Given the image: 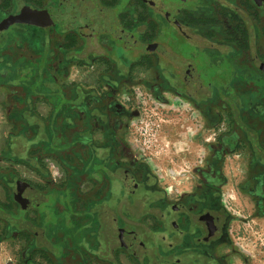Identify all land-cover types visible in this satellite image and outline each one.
<instances>
[{
    "label": "flooded vegetation",
    "instance_id": "flooded-vegetation-1",
    "mask_svg": "<svg viewBox=\"0 0 264 264\" xmlns=\"http://www.w3.org/2000/svg\"><path fill=\"white\" fill-rule=\"evenodd\" d=\"M138 90L192 111L187 180L140 155ZM0 112L5 264H253L264 0H0Z\"/></svg>",
    "mask_w": 264,
    "mask_h": 264
},
{
    "label": "rangeland",
    "instance_id": "rangeland-1",
    "mask_svg": "<svg viewBox=\"0 0 264 264\" xmlns=\"http://www.w3.org/2000/svg\"><path fill=\"white\" fill-rule=\"evenodd\" d=\"M177 39L169 42L170 47L185 53L184 39ZM25 47L30 49L31 46ZM136 98L142 115L134 120L133 132L144 151V158L150 160L160 175L167 163L179 171L189 169L201 152L199 145L191 140L199 127L192 111L184 105L172 107L154 103L142 90L137 91ZM51 224L54 226L55 222ZM234 230L235 234L239 233L236 238L248 251L253 264H264V221L246 226L235 224Z\"/></svg>",
    "mask_w": 264,
    "mask_h": 264
},
{
    "label": "crops",
    "instance_id": "crops-1",
    "mask_svg": "<svg viewBox=\"0 0 264 264\" xmlns=\"http://www.w3.org/2000/svg\"><path fill=\"white\" fill-rule=\"evenodd\" d=\"M38 111L40 112V114L42 115V116H46V114H47V109L42 105V104H39L38 105ZM9 129V127L5 124V119H4V116H3V114L0 112V150H1V148H2V146H3V144H5V134H6V132H7V130ZM194 136V135H193ZM193 136H192V138H191V140H192V142L194 143V144H197V143H195L194 141H193ZM137 145H138V148H139V151H140V155H142L143 157H145V154H144V151L140 148V145H139V142L137 141ZM146 159V158H145ZM197 159V158H196ZM148 161V160H147ZM149 162H150V160H149ZM194 162H195V160H193V164H194ZM151 163V162H150ZM152 164V163H151ZM193 164H191V166L193 165ZM53 166V165H52ZM51 166V167H52ZM191 166L189 167V169H187V170H178V169H176L175 167H174V165L173 164H171V163H167L166 165H165V167L163 168V175H160V174H158V172L156 171V173L158 174V176L160 177V178H166V173L165 172H167V170L168 169H171V170H173V173H175V174H177L176 175V177H174V180H187V179H182L181 177H183V176H185V174H186V172L187 171H189L190 170V168H191ZM53 168H55L54 166H53ZM155 170V169H154ZM57 173V172H56ZM6 256H5V254H0V264H5V262H6Z\"/></svg>",
    "mask_w": 264,
    "mask_h": 264
}]
</instances>
